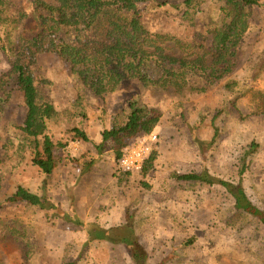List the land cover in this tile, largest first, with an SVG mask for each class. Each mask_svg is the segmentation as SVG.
Masks as SVG:
<instances>
[{"label": "rangeland", "instance_id": "1", "mask_svg": "<svg viewBox=\"0 0 264 264\" xmlns=\"http://www.w3.org/2000/svg\"><path fill=\"white\" fill-rule=\"evenodd\" d=\"M7 1L14 18L34 11L30 0ZM42 1L54 5L53 0ZM222 6L221 0H205L193 25L183 20L186 8L181 0H147L138 9L150 30L173 33L195 48L217 51L223 41ZM262 17L232 78L264 92V68H260L264 8ZM149 69L152 82L133 79L118 92L97 98L80 88L71 66L57 54L39 56L37 85L59 114L37 121V135L26 143L28 107L24 94L12 91L0 115V203L23 187L47 198L63 214L106 229L125 224L127 212L134 211L138 218L136 239L149 250L150 264H264V227L260 222L233 210L224 188L174 179L176 173L208 172L238 183V160L247 146L256 142L261 150L243 185L251 200L264 207V116L255 115L250 95L234 103L235 96L227 92L225 83L205 93L181 95L170 84L160 82L162 73L155 63ZM10 70L0 49V77H8ZM138 97L153 109L143 135H158L154 148L158 159L146 177L131 175L120 183L115 154L111 145L103 144V120L112 128L117 114L126 112L128 102ZM215 117L219 137L204 148L203 142L215 138ZM201 119L205 123L197 131L199 145L191 128ZM78 130L86 132L89 140ZM47 137L64 145L54 152L56 167L51 175L36 164L47 161ZM101 144L102 154L98 150ZM62 216L56 209L43 211L30 204L0 208V264H25L24 249L7 227L9 220H14L17 232L34 240L36 264H133L124 245L107 240L89 242L84 227Z\"/></svg>", "mask_w": 264, "mask_h": 264}, {"label": "trees", "instance_id": "2", "mask_svg": "<svg viewBox=\"0 0 264 264\" xmlns=\"http://www.w3.org/2000/svg\"><path fill=\"white\" fill-rule=\"evenodd\" d=\"M30 1L34 11L23 12L20 17L14 18L8 1L0 0V49L11 66L9 76L0 77V115L8 106L13 90L24 94L28 107L24 128L26 143L37 135L34 131L37 121H46L59 114L55 106L46 100L35 76L39 56L48 53L57 54L69 64L80 88L97 98L118 92L124 83L133 79L152 82L149 66L155 63L162 73L160 82L170 84L177 94L205 93L225 83L227 92L235 96L234 103L250 95L255 115L264 116V92L232 78L243 61L249 38L259 29L264 0H221L225 3L221 7L223 41L217 51L195 48L173 33L150 30L138 9L139 4L147 0H53L54 5L42 0ZM181 1L186 8L183 20L189 25L195 24L194 15L205 0ZM260 68H264V57ZM152 111L138 97L128 102L126 112L117 114L112 128L103 120V144L111 145L115 154L120 168L116 177L120 183L136 175L124 172L119 162L127 148L145 133ZM103 112L105 114L106 110ZM216 121L217 117L213 120L215 138L212 142H203L204 148L219 137ZM204 123L205 119H201L191 128L199 145L202 142L197 140V131ZM78 133L86 141L89 140L83 130H78ZM103 144L98 146L100 154L104 150ZM60 147L64 145L46 138L47 161L36 162L45 174L53 173L56 167L54 152ZM260 150L261 145L256 142L247 146L238 160V183L217 179L208 172L176 173L174 179L179 183L200 182L209 187L224 188L230 195L233 210L250 215L264 227V207L251 200L243 185V179ZM157 159L158 152L154 150L143 165L142 174L145 177L154 169ZM21 204L34 205L43 211L56 209L63 215L61 218L84 227L89 242L107 240L124 245L133 264H150L149 250L136 239L138 218L134 211L127 212L125 224L118 227L106 229L97 223L87 226L77 218L73 219L72 214H63L47 198L23 187L0 203V208ZM6 223L10 233L24 249L25 264H36L37 258L32 253L36 251L34 240L17 232L13 226L14 220ZM190 241L184 245L192 243Z\"/></svg>", "mask_w": 264, "mask_h": 264}, {"label": "built area", "instance_id": "3", "mask_svg": "<svg viewBox=\"0 0 264 264\" xmlns=\"http://www.w3.org/2000/svg\"><path fill=\"white\" fill-rule=\"evenodd\" d=\"M159 142L156 134L142 135L124 152L120 160L121 169L126 173L140 174L145 161L151 156Z\"/></svg>", "mask_w": 264, "mask_h": 264}, {"label": "crops", "instance_id": "4", "mask_svg": "<svg viewBox=\"0 0 264 264\" xmlns=\"http://www.w3.org/2000/svg\"><path fill=\"white\" fill-rule=\"evenodd\" d=\"M82 144V143H81Z\"/></svg>", "mask_w": 264, "mask_h": 264}]
</instances>
